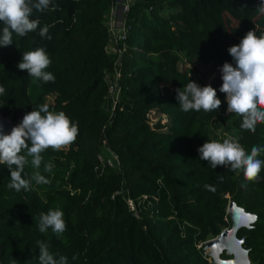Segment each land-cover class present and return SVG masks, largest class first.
I'll return each mask as SVG.
<instances>
[{
    "label": "trees",
    "instance_id": "1",
    "mask_svg": "<svg viewBox=\"0 0 264 264\" xmlns=\"http://www.w3.org/2000/svg\"><path fill=\"white\" fill-rule=\"evenodd\" d=\"M115 3L51 0L46 11L33 12L40 20L36 31L14 33L13 44L0 47V114L17 126L47 104L78 127L72 143L41 154L38 171L47 184L9 189V170L0 165V264H39L37 241L56 258L66 256L68 264H212L203 245L230 227L229 202L256 217L237 238L250 264H264V166L246 180L243 171L213 169L198 153L207 140L232 138L249 154L259 146L257 158L264 161V124L242 129V117L226 113L220 92V69L225 62L235 66L228 49L249 30L264 35V14L256 11L260 0H131L121 53L120 43L113 53L107 50V16ZM45 25L48 36L41 37ZM36 48L48 53L46 71L54 81L33 80L17 68L22 54ZM182 61L205 67L209 83L194 68L181 70ZM107 76L119 90L108 108ZM191 80L216 89L218 111H181L176 89ZM153 114L159 118L152 124ZM103 141L120 164L97 174ZM28 164L34 174L30 157ZM23 176L31 178L27 166ZM56 208L64 213L66 231L40 233L34 217Z\"/></svg>",
    "mask_w": 264,
    "mask_h": 264
},
{
    "label": "clouds",
    "instance_id": "2",
    "mask_svg": "<svg viewBox=\"0 0 264 264\" xmlns=\"http://www.w3.org/2000/svg\"><path fill=\"white\" fill-rule=\"evenodd\" d=\"M51 4V0H0V47L13 44V34L24 37L34 32L40 25L39 19H33V12H44ZM256 11L264 14V0H260ZM48 26L40 29L41 37L48 36ZM49 39L51 37H48ZM233 58L232 63L225 62L220 69L222 86L220 92L226 94L227 112L242 117L241 128L254 131L258 123L264 124V35L257 36L249 30L238 45L228 49ZM52 61L44 48L26 51L17 68L26 71L33 80L45 83L54 81L51 72L46 71ZM4 87L0 86V95L4 94ZM176 99L181 111L205 112L218 111L222 101L217 98V91L212 86L201 87L192 80L182 89H176ZM78 135V127L62 111H50L47 104L41 105L39 110L33 109L24 115L22 121L5 134L0 126V165H6L10 173L9 189L17 192L29 190L31 182L47 184L49 181L38 170L42 164V153L51 148L61 150L72 143ZM262 149L253 146L250 154L235 139L226 138L223 142L207 140L198 153L200 160L207 161L216 169L218 166L239 173L243 171L246 180L258 177L264 161L258 159ZM37 169L30 179L23 176L25 166L29 163ZM49 163L45 171L50 172ZM205 188L214 190L210 185ZM62 210L50 209L34 217L35 226L40 233L49 229L56 235L66 231V222ZM254 218V217H253ZM39 247V264H68L66 256L56 258L49 251V245L37 241ZM75 258V257H74ZM13 264H18L16 260Z\"/></svg>",
    "mask_w": 264,
    "mask_h": 264
},
{
    "label": "water",
    "instance_id": "3",
    "mask_svg": "<svg viewBox=\"0 0 264 264\" xmlns=\"http://www.w3.org/2000/svg\"><path fill=\"white\" fill-rule=\"evenodd\" d=\"M121 8L119 6V14ZM0 126H2L5 134L10 133L12 128L15 127L8 118L3 117L1 114ZM226 214L231 221L230 228L224 230L218 237L205 242L203 250L208 251L212 264H250L248 251L243 247V239L237 238V232L241 228H250L255 223L256 217L245 213L233 202L228 203ZM249 217H254V219H249ZM223 253L228 256L227 259L220 258Z\"/></svg>",
    "mask_w": 264,
    "mask_h": 264
},
{
    "label": "built area",
    "instance_id": "4",
    "mask_svg": "<svg viewBox=\"0 0 264 264\" xmlns=\"http://www.w3.org/2000/svg\"><path fill=\"white\" fill-rule=\"evenodd\" d=\"M131 0H116L115 6L110 13V16H113V21L110 22L108 30L109 33L113 34L112 31H116L117 34L116 40L120 43V48L118 49L119 53L125 50L124 40L126 38V29L124 27V16L130 6ZM119 6H121V13L119 14ZM119 77V74L116 73V78ZM108 93L110 95L112 106L114 107L118 96L119 90L117 89L115 84H110L108 88ZM103 151H101L97 155V165L95 167V171L97 174H103L109 168H116L119 166V159L117 155H115L110 148L107 146L106 142H102ZM126 203L131 212L134 213L136 217H138L136 205L133 200L127 198Z\"/></svg>",
    "mask_w": 264,
    "mask_h": 264
},
{
    "label": "rangeland",
    "instance_id": "5",
    "mask_svg": "<svg viewBox=\"0 0 264 264\" xmlns=\"http://www.w3.org/2000/svg\"><path fill=\"white\" fill-rule=\"evenodd\" d=\"M111 21H113V16L111 17L110 16V14L107 16V26L109 27V24H110V22ZM113 32V34H111L110 33V38H112L111 40H112V46H111V43H109V45H108V47H109V50L108 51H110V52H114L115 51V49H117V46H118V41L116 40V36H115V34H117L116 33V31H112ZM179 66H180V69L181 70H183V69H185V68H194L195 69V72H196V76H197V78L199 79V78H201L202 80H204L205 82H206V84H208L209 83V80H210V78L212 77V76H208L207 74H206V68L205 67H203V66H199V65H194V66H192V65H190V64H188L187 62H185V61H182V62H180V64H179ZM107 78H108V81H109V78H110V76H107ZM114 81H109L108 82V84H111V83H113ZM111 105V98H110V100H109V102L106 104V108H108L109 106ZM226 113L230 116V117H232V116H234L235 114H230V113H228L227 111H226ZM157 118H159V115L158 114H153V115H150V122L152 123V122H155L156 121V119ZM166 121V118L163 116L162 117V122H165ZM153 124V123H152ZM66 146H64L63 148H65ZM27 167H28V170H29V172H30V174H31V176L33 175V170L31 169V166L29 165V164H27L26 165ZM37 170V169H36ZM36 172V171H35ZM32 185H33V187H35L36 185H37V183L36 182H34V181H32ZM229 218V217H228ZM229 222H230V226H231V221H230V218H229ZM230 228V227H229ZM228 228V229H229ZM226 230V229H225ZM203 247H204V245H203ZM204 252H205V255L208 257V259H209V261L212 263V260H211V258L208 256V251L207 250H205L204 249ZM220 258H222V259H227L228 258V256L225 254V253H223V254H221L220 255Z\"/></svg>",
    "mask_w": 264,
    "mask_h": 264
},
{
    "label": "crops",
    "instance_id": "6",
    "mask_svg": "<svg viewBox=\"0 0 264 264\" xmlns=\"http://www.w3.org/2000/svg\"><path fill=\"white\" fill-rule=\"evenodd\" d=\"M112 38H110V43H111V46H112V40H111ZM107 50H109V47H107Z\"/></svg>",
    "mask_w": 264,
    "mask_h": 264
},
{
    "label": "snow or ice",
    "instance_id": "7",
    "mask_svg": "<svg viewBox=\"0 0 264 264\" xmlns=\"http://www.w3.org/2000/svg\"><path fill=\"white\" fill-rule=\"evenodd\" d=\"M249 219H254L253 217H249Z\"/></svg>",
    "mask_w": 264,
    "mask_h": 264
}]
</instances>
